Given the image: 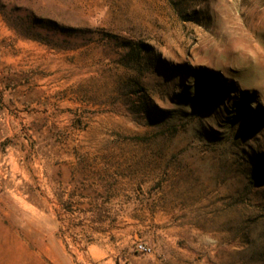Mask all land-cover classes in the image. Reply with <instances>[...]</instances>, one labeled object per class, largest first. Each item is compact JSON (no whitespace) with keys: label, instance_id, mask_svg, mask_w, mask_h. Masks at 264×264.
I'll return each mask as SVG.
<instances>
[{"label":"rangeland","instance_id":"obj_1","mask_svg":"<svg viewBox=\"0 0 264 264\" xmlns=\"http://www.w3.org/2000/svg\"><path fill=\"white\" fill-rule=\"evenodd\" d=\"M0 264H264V0H0Z\"/></svg>","mask_w":264,"mask_h":264},{"label":"built area","instance_id":"obj_2","mask_svg":"<svg viewBox=\"0 0 264 264\" xmlns=\"http://www.w3.org/2000/svg\"><path fill=\"white\" fill-rule=\"evenodd\" d=\"M138 248H139L140 250H145V247L142 246V245H139Z\"/></svg>","mask_w":264,"mask_h":264}]
</instances>
